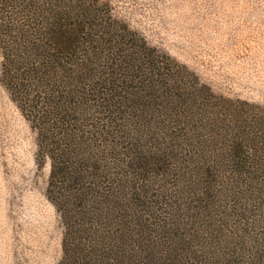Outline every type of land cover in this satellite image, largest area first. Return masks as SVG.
<instances>
[{"label":"trees","instance_id":"16d2710c","mask_svg":"<svg viewBox=\"0 0 264 264\" xmlns=\"http://www.w3.org/2000/svg\"><path fill=\"white\" fill-rule=\"evenodd\" d=\"M0 58L49 161L58 264H264V107L214 95L100 0H0ZM221 192L238 223L216 249ZM168 210L153 234L178 246L147 261L146 218Z\"/></svg>","mask_w":264,"mask_h":264},{"label":"rangeland","instance_id":"374dc122","mask_svg":"<svg viewBox=\"0 0 264 264\" xmlns=\"http://www.w3.org/2000/svg\"><path fill=\"white\" fill-rule=\"evenodd\" d=\"M100 2L111 19L195 75L214 95L264 107V0ZM36 151L35 131L0 83V264H58L62 257L63 227L46 197L50 165ZM222 192L220 209L209 220L219 233L211 243L216 249L236 242L229 227L238 223L231 216L238 203L229 198L238 194ZM170 213L156 211L146 218V239L159 243L146 245L147 261H162L178 246L161 245L153 234V224Z\"/></svg>","mask_w":264,"mask_h":264}]
</instances>
